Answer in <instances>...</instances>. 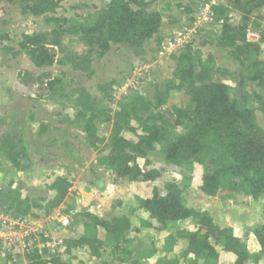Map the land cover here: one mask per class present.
<instances>
[{
	"label": "trees",
	"instance_id": "1",
	"mask_svg": "<svg viewBox=\"0 0 264 264\" xmlns=\"http://www.w3.org/2000/svg\"><path fill=\"white\" fill-rule=\"evenodd\" d=\"M4 1L15 0H0V3ZM228 2L241 12H251L264 6V0ZM19 3L22 10L38 15L56 10L59 0H19ZM145 7V1L139 2L138 8L133 9L126 0H109L104 8L95 13L92 22L82 27V40L97 45L104 52L109 50L111 44H126L134 55H140L144 42L157 34L162 21L160 12L147 11ZM212 8H223V5H212ZM260 42H264V34ZM57 45L58 41L47 42L42 33L23 34L19 42L21 51L38 68L57 63L56 55L51 49ZM218 46L230 48L231 57L239 62L245 72L236 76L227 69H221L216 66L211 54L203 56L199 50L187 44L171 57L175 61L172 77L162 87L155 88L152 99L133 93L120 99L110 113L84 88L73 89L77 95V110L73 122L83 128L89 147L98 149L99 152L105 149L108 151L100 159L106 169L129 181H155L161 176V170L141 168L137 159L144 158V165L147 166L150 164L149 156L157 151L162 155L163 162L180 169L190 171L193 163L204 166L199 190L206 196H216L222 187L242 190L253 199L264 194V130L255 122L254 108L247 104L246 96H231L230 85L212 80L218 74L221 77L228 76L233 81L238 80L239 86H244L248 80L261 84L264 79V63L252 59L253 54L259 53L260 45L248 41L241 28L224 21ZM3 49L12 51L6 46ZM19 53L20 51H12V55ZM88 62L87 58L84 63ZM76 68L87 74L92 73L90 64H76ZM16 77L45 93L37 94L36 98L52 97L56 86L61 83L49 71L34 75L29 70L18 69ZM110 84H99L97 88L104 91ZM182 90L189 96L190 103L184 108L173 106L174 119L171 123L165 122L159 108ZM254 97L262 104L264 112V99L258 93H254ZM97 120L111 125L107 144L101 148L103 138L97 134ZM178 126L183 128V132H175ZM137 130L142 133L138 134ZM126 131L135 135L136 140L125 138L122 133ZM0 155L18 170L31 168L28 148L18 134L4 133L0 136ZM186 178L190 180V177ZM70 186L66 177H54L48 185L54 195L45 203L44 209L48 211L59 206ZM163 190L164 193H160L154 188L151 197H136L138 207L145 209L158 222L159 230L186 219L196 223L195 231L178 235L187 241L184 258L188 264H216L220 251L235 256L232 264H246L250 260L247 239L235 236L230 227L217 226L207 211L186 205L182 199L180 184L167 181ZM32 202L27 198L22 199L20 192L16 191L6 207L25 214L32 207H39ZM116 204L118 202L114 201V205ZM79 215L88 220L84 223V233L78 239H66V247H87L93 256L99 257L104 245L103 241L97 239V227L100 226L106 232V242L111 245L112 253L119 251V255L124 256L118 257L119 260H126L131 253L129 248L124 247L128 244L125 232L130 227L126 216L102 220L88 212ZM248 235L256 240L259 247L254 260L264 257V223ZM211 236L217 244L211 243ZM166 239L172 240L174 235L170 233ZM190 253L193 254L192 259L187 257ZM27 259V264H72L58 256H51L45 261L36 251L30 253ZM168 264H178V260L171 259Z\"/></svg>",
	"mask_w": 264,
	"mask_h": 264
},
{
	"label": "rangeland",
	"instance_id": "2",
	"mask_svg": "<svg viewBox=\"0 0 264 264\" xmlns=\"http://www.w3.org/2000/svg\"><path fill=\"white\" fill-rule=\"evenodd\" d=\"M108 1L59 0L56 10L38 15L22 10L19 0L1 2L0 77H3V79H15L13 73L17 67L16 55H12V51H20L23 58L25 56L28 57L19 47L22 35L42 33L47 42L58 41V45L51 48L56 55L57 63L47 67L48 70L44 71H49L53 76L61 80V83L56 86L54 95L52 97H43V99L58 105L52 106L61 107L74 114L77 110L75 105L77 95L73 92V89L78 88L81 83H86L89 86L86 89L97 98L102 107L112 113L120 99L133 93H146L142 88V82L149 84L154 89L163 86L166 80L165 75L169 72L164 74L158 69L159 62H156L158 57L154 55L156 51L163 56L171 58L185 45L190 44L193 49L199 50L203 56L207 53H212L216 65L233 71L234 75L237 76L240 72H245L241 69L239 62L231 57L230 48L218 46L224 21L241 28L248 41L259 43L260 51L257 54H253L252 59H258L264 63V42H260L264 34V6L251 12H241L232 7L228 0H126L133 9L138 8L139 2L145 1V10H156L162 15L159 28L163 29L162 35H154L147 39L144 42L142 53L136 56L126 44H111L109 50L104 52L99 50L97 45L88 44L82 40V27L90 24L95 13L99 9L104 8ZM212 5H223V8L213 9ZM174 38H178V42ZM169 40H173L176 45L169 50H164L163 45L166 46ZM5 46L10 47L12 51H5L3 49ZM87 58L89 62L84 63ZM76 64H85V66L90 64L92 73L87 74L77 69ZM154 64L157 65L156 69L153 66ZM169 67L167 66V68ZM167 68L163 67L164 70H168ZM44 71L34 69L31 72L34 75H39ZM215 78L218 79V76ZM74 79L78 80L75 81ZM99 80L102 83L110 82L111 84L104 91H101L97 88ZM226 81L232 88L231 96L239 98L243 95L247 97V104L254 108L256 124L264 130L262 104L256 101L254 97V93H258L264 99V79H262L261 84H258L257 81H245L244 86H239L238 80L226 79ZM140 85L141 88L138 90ZM136 86L137 88H134ZM35 92L37 94H45L39 92L37 88H35ZM176 105L181 108L186 107L184 93L178 92L176 95L171 96L159 108L164 113L163 119L168 116L174 118L172 107ZM42 111H45V108ZM66 120L68 121V118ZM100 123L97 120V131L103 137V142L107 144L108 139L106 138L110 131V123L101 125ZM42 128H44L43 125L40 130ZM138 131L141 132L140 130ZM179 131H183L181 126L175 128V132ZM126 135L129 136L130 133L126 131ZM152 155L155 156L154 159L157 161L154 165L161 167V169H166L165 166L164 168L161 166L165 164L162 155L157 151ZM29 160L31 161L30 156ZM1 167L2 161L0 160V170L3 172V175H0V217L4 212L7 218L18 220V224L13 235L7 233V249L5 256H0V264H26L28 262L27 256L33 251L38 252L42 259L48 261L51 256L59 254V250L63 249V247L57 248L58 245L47 247L45 242L49 238L46 237V234L51 236L50 229L60 224L59 219H62V216H66L69 220V225L66 226L68 229H71L77 220L73 214L69 213L67 208L61 207V204L47 211L44 209L45 204H39L36 199H32V203L43 209L46 216L51 211H54L53 218L48 219L47 222L43 221V218L42 221L32 224L27 220V217L25 220L20 218L21 214L14 212L12 208L7 210L6 206L9 200H11L16 191H19L21 185L20 183L15 184L14 180ZM166 171L170 173L171 180L180 184L182 199L186 205L193 203L198 207L197 210L206 205V202H202L201 198L198 197L199 191L197 187L198 183L201 182L204 166L193 163L190 171L185 168ZM172 171H177L180 177L177 179L174 175L171 176ZM186 177H190V180L188 181ZM47 178H49L48 175ZM161 191L164 193L163 189ZM214 197L209 202V206L214 209L213 219L216 225L225 227L230 224L233 233L241 234L242 240L247 239L251 258L246 264H264L263 256H260L258 260H254L253 257L258 255L259 247L256 240L248 235L253 229L264 223V194L253 199L242 190L234 191L222 187ZM21 209L23 211V207ZM26 214H31L33 218L39 217L38 214L33 215L31 211L24 215L26 216ZM21 219L24 222L22 225L19 224ZM194 225L195 223L192 220L182 222L181 225L170 224L169 230L178 237L179 234L188 233L189 231L193 232ZM0 228H2L1 225ZM19 229L22 235L21 239H17L15 234ZM23 229L26 230V233ZM18 236L20 237V234ZM8 237L13 238V241L17 244H19V240L25 238V242L22 245L19 244L22 250H13L15 244L12 243L10 245ZM2 240L3 234L0 233V250L3 247L1 244L3 243ZM210 241L212 244H217L213 236L210 237ZM20 247L18 246L17 249ZM185 250L183 249V252ZM11 253L19 256V262L13 260ZM22 256L25 259L21 258ZM71 258L72 256H63L62 259L73 263ZM234 259L235 256L220 251V258L216 264H232Z\"/></svg>",
	"mask_w": 264,
	"mask_h": 264
},
{
	"label": "crops",
	"instance_id": "3",
	"mask_svg": "<svg viewBox=\"0 0 264 264\" xmlns=\"http://www.w3.org/2000/svg\"><path fill=\"white\" fill-rule=\"evenodd\" d=\"M162 30L163 29H159L156 35H162ZM208 54L213 56L212 53H207L206 55ZM154 55L158 57V60H156V62H159L158 69L164 74L169 72L165 75V79H170L175 68V61L173 59L170 60L171 58L167 56L159 54L157 51ZM16 65L17 67L13 73L15 79H3V77H0V136L4 133L12 135L18 134L21 136L30 154L31 168L28 170H18L13 167L3 155H0V160L2 161L1 168H3L7 175L14 180L15 184L20 183L21 188L19 192L22 199L27 198L29 201L36 199L37 202L42 205L54 195V192L48 189V185L52 182L53 178L56 176L66 177L71 186L64 201L61 203V207L67 208L69 213L73 214L77 220L71 229L61 227L60 224L55 225L50 229L51 236L46 234V237L49 239L46 240L45 244L50 243V245H52L61 239L62 244L57 248L63 247V249L59 250V254L56 256L61 260H63V256H72V264H168V261L171 259H177L178 264H188L184 258L183 252V249H186L188 245L186 239L175 236L174 233L169 230L170 224L167 225L164 230H159L158 227L160 225L158 222L154 218H151L145 209L139 208L136 201V197H151L154 188H157L158 191L162 193L163 184L167 181H174L171 180L170 173L166 170H177V167L165 163L161 166L163 168L165 166L166 169H161V167L154 165L157 162L156 159H154L155 156L150 155L149 165H144V158H138L137 163L141 168H155L161 170V176L155 181H129L126 177L116 176L100 163V159L105 156L108 151L105 149L99 152L98 149L95 150L89 147L83 128L72 121L76 112L74 114L70 113L68 110L62 109L61 107L52 106L57 105L55 103H50L43 98H36V87L27 82L20 81L16 77V70L18 69H26L29 71L41 69L44 71L48 70L47 67H35L29 56L23 58L21 53L16 55ZM153 66L156 69L157 65L154 64ZM167 66L171 67L167 68ZM163 67L168 70H164ZM221 69L226 68L222 67ZM228 71L233 73V71ZM217 76L218 79L215 78ZM226 79H230V77H221L216 74L212 78L213 81L224 82L229 85ZM74 80L77 81L78 79ZM98 82L99 84H105L100 80ZM99 84H97V86ZM141 85L146 93L139 94L144 95L148 99H152L155 89L151 88V86L145 82H142ZM141 85L138 87V90L141 88ZM79 87L84 88L93 96L92 93L86 89L89 87L86 83H81ZM134 88H137V86ZM180 93H184L187 106L190 103L189 96L186 94L185 90L180 91ZM176 106L179 107V105ZM43 108H45V111H42ZM159 112L162 115L164 114L162 109H160ZM66 118H68V121ZM173 119V117L170 118L168 116L163 120L171 123ZM101 124L105 123H100V125ZM42 125L44 128L40 130ZM109 129H111V125ZM180 132L183 131H179L178 133ZM137 133L141 134L142 132L137 130ZM97 134L103 138L99 131H97ZM122 134L127 139L136 140L135 135L131 133L129 136L126 135V132ZM108 136L109 134L106 139H108ZM104 144L106 143L102 142L100 148L103 147ZM1 174L3 175V172L0 170V175ZM47 175L49 178H47ZM173 175L177 179L180 177L177 171H172L171 176ZM200 185L201 182L198 183L197 186L199 191L198 197L201 198L202 202H206V205H203L199 210L207 211L212 218H214V209L209 206V202L215 197L204 195L199 190ZM114 201H117L118 204L114 205ZM188 206L194 209L198 208L193 203H188ZM53 212L54 211H51L50 214L46 216L43 209L32 207L31 213L33 215L38 214V218H33L31 214H26V216L21 214L20 218L25 220L27 217V220L32 224L42 221L43 218V221L47 222L48 219L54 217ZM82 212H88L102 220H110L113 217L119 216H126L128 218L130 227L125 232L128 244H125L124 247L129 248L131 253L126 260H119L118 257L124 258V256L119 255V251H117L116 254L112 253L111 245L106 242V232L100 226L97 227V239L103 241L104 245L100 250L99 257L93 256L87 247H66L64 243L66 239H78L84 233V223L88 222V220L86 217L79 215V213ZM64 217L66 216H62V218ZM22 219L20 220V225L24 224ZM60 220L61 219H59V222ZM188 221H191V219L171 224L181 225L182 222ZM226 227L231 228L232 226L228 224ZM220 228L223 227L220 226ZM196 229L197 225L195 223L194 231ZM24 232H26V230H24ZM170 233L174 235V239L168 241L166 238ZM15 234L19 237L18 234L21 235L20 230ZM233 234L241 238V234L236 232ZM25 240L26 239L23 238L19 241V244L22 245ZM14 244L15 247L13 250H22L19 244L16 242ZM18 246L20 247L19 249H17ZM224 253L234 256L231 253ZM11 254L13 260L19 262V256L13 253ZM187 257L192 259L193 254L190 253ZM21 258L24 257L22 256ZM75 261L76 263H74Z\"/></svg>",
	"mask_w": 264,
	"mask_h": 264
},
{
	"label": "built area",
	"instance_id": "4",
	"mask_svg": "<svg viewBox=\"0 0 264 264\" xmlns=\"http://www.w3.org/2000/svg\"><path fill=\"white\" fill-rule=\"evenodd\" d=\"M174 40L175 41H177L178 42V38H174ZM176 44H175V42L172 40H169L168 42H167V45L166 46H164L163 45V49L164 50H169L170 48H173L174 46H175ZM2 216L0 217V218H2V219H0V225H1V227L2 228H0V233L1 234H3V240H2V242L3 243H1L2 244V248H1V250H0V256L1 257H4L5 256V251H6V249H7V233H9V234H11V235H13V233H14V231L16 230L15 228H16V225L18 224V220L17 221H15V220H12V219H9V218H7L6 216H5V213L3 212V214H1ZM69 225V220H68V218H66V217H64V218H62L61 220H60V226L61 227H66V226H68ZM20 230V229H19ZM26 233V232H25ZM21 237H22V235H20V237L18 238L17 237V239H21ZM8 240H9V242H10V245L13 243H15L14 241H13V238H11V237H8ZM20 241V240H19ZM60 244H62V240L60 239V240H58V241H56L55 243H53L52 245H50V243L49 244H46L47 246H49V247H54L55 245L57 246H59ZM9 245V246H10Z\"/></svg>",
	"mask_w": 264,
	"mask_h": 264
}]
</instances>
